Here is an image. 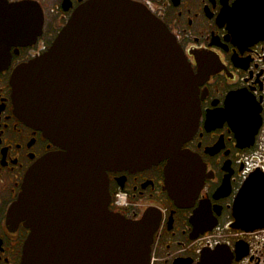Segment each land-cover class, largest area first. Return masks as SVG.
Wrapping results in <instances>:
<instances>
[{"label": "water", "instance_id": "water-1", "mask_svg": "<svg viewBox=\"0 0 264 264\" xmlns=\"http://www.w3.org/2000/svg\"><path fill=\"white\" fill-rule=\"evenodd\" d=\"M42 25L38 4L0 0V69ZM203 76L168 26L133 0H87L46 51L14 69L18 115L59 147L29 168L8 210L29 228L22 264H150L157 213L132 220L111 209L109 171L167 160L172 198L199 188L198 162L181 146L199 124ZM262 189L250 201L241 189L237 225L264 227ZM212 260L205 251L201 264Z\"/></svg>", "mask_w": 264, "mask_h": 264}, {"label": "flooded vegetation", "instance_id": "flooded-vegetation-1", "mask_svg": "<svg viewBox=\"0 0 264 264\" xmlns=\"http://www.w3.org/2000/svg\"><path fill=\"white\" fill-rule=\"evenodd\" d=\"M9 1L38 4L43 12L41 33L31 43L12 46L9 63L0 69V264H22L29 228L11 219L8 210L29 168L59 147L18 115L10 78L18 65L50 47L87 0ZM133 1L168 26L195 74L205 72L198 85L199 124L181 146L197 160L193 176L202 180L176 201L167 187V160L111 170V195L123 190L130 202L111 209L132 220L147 209L156 211L150 264H201L205 251L212 264H264V227L247 229L235 218L241 189H247L244 199L250 201L264 186V0H245L239 9V0ZM248 9L256 11L254 21ZM254 23L256 29L248 28Z\"/></svg>", "mask_w": 264, "mask_h": 264}, {"label": "built area", "instance_id": "built-area-1", "mask_svg": "<svg viewBox=\"0 0 264 264\" xmlns=\"http://www.w3.org/2000/svg\"><path fill=\"white\" fill-rule=\"evenodd\" d=\"M113 204L121 208L127 207L130 204L127 194L124 191L118 189L113 196Z\"/></svg>", "mask_w": 264, "mask_h": 264}]
</instances>
